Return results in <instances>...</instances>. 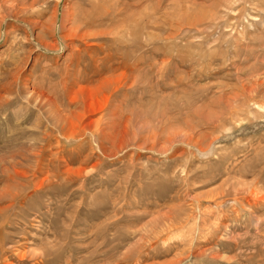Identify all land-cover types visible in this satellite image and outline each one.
<instances>
[{
	"label": "rangeland",
	"instance_id": "obj_1",
	"mask_svg": "<svg viewBox=\"0 0 264 264\" xmlns=\"http://www.w3.org/2000/svg\"><path fill=\"white\" fill-rule=\"evenodd\" d=\"M0 264H264V0H0Z\"/></svg>",
	"mask_w": 264,
	"mask_h": 264
},
{
	"label": "bare ground",
	"instance_id": "obj_2",
	"mask_svg": "<svg viewBox=\"0 0 264 264\" xmlns=\"http://www.w3.org/2000/svg\"><path fill=\"white\" fill-rule=\"evenodd\" d=\"M113 81H114L113 78H112V79H109V78H108V80H106V81L103 82L102 84L106 85V84H108V83H112ZM113 84H114V83H113ZM113 84H110V86H112ZM104 85H103V86H104ZM101 88H102V87H101ZM112 88H116V87H113V86H112L111 89H112ZM111 92H112V90H111ZM40 97H41V99L43 98L42 95H40ZM107 98H108V97H107ZM108 99H109V98H108ZM48 100H49V99H47L46 101H48ZM107 101H108V100H107ZM106 104H107V103H106ZM105 106H106V105H105ZM103 107H104V106H103ZM117 107H118V106H117ZM85 108H86V107H85ZM86 109H87L89 112H92V111H96V110H98L99 107L95 108V107H93L92 105H88ZM99 110H100V109H99ZM115 110H116V109H115ZM117 110H119V109H117ZM120 110H122V108H121ZM120 110H119V111H120ZM103 111H104V110H103ZM93 113H94V112H93ZM97 113H98V112H97ZM115 113H116V112H115ZM121 113H122V112H121ZM73 115H74V114H73ZM89 115H90V114H89ZM94 115H95V114H94ZM104 115H106V114H104ZM115 115H116V114H115ZM119 115H121L120 112H119ZM119 115H118V116H119ZM122 116H123V114H122ZM104 117H105V116H104ZM115 117H116V116H115ZM119 117H120V116H119ZM86 118H87V117H86ZM86 118H85V119H86ZM101 118H102V117H101ZM56 119H57V118H56ZM119 119H120V118H119ZM115 120H116V119H115ZM86 121H87V120H86ZM100 121H101V119H100ZM117 121H118V120H116V123H117ZM119 121H120V120H119ZM125 121H126V120H125ZM125 121H124V122H125ZM79 122H80V121H79ZM82 122H83V121H82ZM84 122H85V121H84ZM87 122H88V121H87ZM97 122L99 123V121H92V122L90 123V126H91V125H95ZM113 122H114V121H113ZM124 122H123V123H124ZM98 123H97V124H98ZM85 124H86V122H85ZM112 124H113V123H112ZM112 124H111V125H112ZM74 125H75V124H74ZM109 125H110V124H109ZM80 126H81V125H80ZM98 126H99V125H98ZM98 126H97V127H98ZM114 126H115V125H114ZM93 128H94V127H93ZM117 128H118V127H117ZM78 131H79V130H78ZM80 131H81V130H80ZM82 135H84V133H83ZM75 136H76V135H75ZM73 138H74V137H73ZM103 138H104V137H103ZM100 141H101V140H100ZM101 147H102V146H101ZM40 152H41V151H40ZM41 156H42V155H41Z\"/></svg>",
	"mask_w": 264,
	"mask_h": 264
}]
</instances>
